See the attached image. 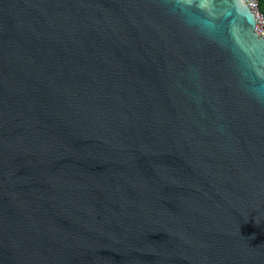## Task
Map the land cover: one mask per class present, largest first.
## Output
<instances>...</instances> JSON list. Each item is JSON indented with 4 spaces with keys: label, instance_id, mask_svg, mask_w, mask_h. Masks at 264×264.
I'll return each instance as SVG.
<instances>
[{
    "label": "water",
    "instance_id": "water-1",
    "mask_svg": "<svg viewBox=\"0 0 264 264\" xmlns=\"http://www.w3.org/2000/svg\"><path fill=\"white\" fill-rule=\"evenodd\" d=\"M243 0H0V264H264V39Z\"/></svg>",
    "mask_w": 264,
    "mask_h": 264
},
{
    "label": "built area",
    "instance_id": "built-area-1",
    "mask_svg": "<svg viewBox=\"0 0 264 264\" xmlns=\"http://www.w3.org/2000/svg\"><path fill=\"white\" fill-rule=\"evenodd\" d=\"M256 18L255 33L264 39V14L260 11L258 0H243Z\"/></svg>",
    "mask_w": 264,
    "mask_h": 264
},
{
    "label": "trees",
    "instance_id": "trees-1",
    "mask_svg": "<svg viewBox=\"0 0 264 264\" xmlns=\"http://www.w3.org/2000/svg\"><path fill=\"white\" fill-rule=\"evenodd\" d=\"M260 11L264 14V0H258Z\"/></svg>",
    "mask_w": 264,
    "mask_h": 264
},
{
    "label": "clouds",
    "instance_id": "clouds-1",
    "mask_svg": "<svg viewBox=\"0 0 264 264\" xmlns=\"http://www.w3.org/2000/svg\"><path fill=\"white\" fill-rule=\"evenodd\" d=\"M257 94L260 98H264V90H260Z\"/></svg>",
    "mask_w": 264,
    "mask_h": 264
}]
</instances>
